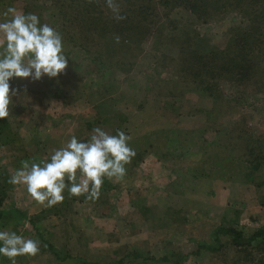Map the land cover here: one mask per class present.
Listing matches in <instances>:
<instances>
[{"label": "rangeland", "instance_id": "1", "mask_svg": "<svg viewBox=\"0 0 264 264\" xmlns=\"http://www.w3.org/2000/svg\"><path fill=\"white\" fill-rule=\"evenodd\" d=\"M49 5L47 0H0V22L11 18L5 15L11 7L34 13L41 23L56 28L59 21ZM171 16L180 26L191 25L199 33L194 47L207 52L231 48L245 24L242 15L230 10L205 24L187 22L189 15L181 8ZM107 40L112 53L114 44ZM152 42L153 37L141 41L142 52L132 50V66L112 79L81 49L64 43L69 61L64 74L10 81L16 95L9 116L0 119V188L7 191L0 209L13 207L25 213L43 239L27 219L14 212L0 213V229L39 241L38 255L19 256L17 264H119L114 261L131 249L154 257L183 255L179 264H264V240L238 246L230 235L219 240L215 236L219 226H234L246 237L264 225V182L256 186L244 176L245 158L258 156L255 182L264 180V48L248 51L252 70L203 75L205 90L181 83ZM165 52L170 56L173 50L167 47ZM107 80L110 91L101 87ZM169 88L171 96L166 95ZM99 110L105 113V122H97ZM97 126L111 134L120 129L130 135L136 152L130 163L137 159L132 169L126 165L122 180L105 179L99 199L71 197L65 191L62 203L45 208L24 186L8 182L21 161L47 159L71 135L86 140ZM3 136L14 142L5 144ZM136 204L145 216L159 214L161 225L145 220ZM47 243L73 258L57 261ZM0 261L10 264L6 258Z\"/></svg>", "mask_w": 264, "mask_h": 264}, {"label": "trees", "instance_id": "2", "mask_svg": "<svg viewBox=\"0 0 264 264\" xmlns=\"http://www.w3.org/2000/svg\"><path fill=\"white\" fill-rule=\"evenodd\" d=\"M47 1L50 2L48 8L56 15V20L59 21L56 29L62 34L65 45L71 44V46L81 49L91 62L97 63L100 69L107 70L108 79H112L111 77L116 73L126 72L132 66V63H134L132 60L135 57L132 50L139 49L141 41L146 37H153L152 46L157 50H162L160 60L162 63L169 64L171 62L170 64L175 68V73L181 83L185 85L198 84L199 87H203L205 90L208 87L207 81L202 78L203 75L207 76L211 72L221 73L224 70L228 75L234 70L236 72H239V69L241 71L242 69L244 71L252 70L255 67L254 64L251 65L250 63L251 67L249 68L248 51H251L252 54L258 46L264 48V0H116L119 14L124 17L123 20L114 18L112 11L107 8L104 0ZM178 8L188 13L189 17L186 21L190 23L205 24L210 20L221 17L223 12L230 10L237 11L239 15H242L245 24L237 32L239 34H235L237 36H235L236 39L231 48L211 50L210 52L201 51L194 47L199 33L191 25V27L189 25L180 26L179 22L171 16L173 11ZM117 37L119 42H117ZM107 39H111V44H114L113 48L115 50L113 49L114 52L112 53L107 51V44H110L107 43ZM167 47L173 50L170 56L166 52L164 54ZM138 51L142 52V49ZM102 74H105V72ZM101 87L105 91H110L112 88L110 80L102 83ZM166 93L167 96H171L173 91L169 88ZM102 104L99 103V106ZM167 104L170 105V103ZM97 112L101 115L97 116V122H105L106 117L102 116L105 113L102 110ZM86 125L89 127L92 124L86 122ZM1 135L3 133L0 128ZM3 137L5 138L2 142L5 144L10 141L14 142L8 136ZM257 157H250L249 155V158L248 156L245 158L244 170L246 173L244 176L246 175L245 181L261 186L264 182L263 179L255 182V173L260 169ZM136 160L134 159L132 163L127 165L129 166L128 170L137 164ZM5 180H7L6 176ZM0 187L2 186L0 185ZM0 189V208H2L7 191L4 187ZM134 206L141 211L145 220L149 221L151 225L153 223L158 226L161 225L162 220H160L159 214L152 212L145 216L143 207L137 204ZM0 210V213L14 212L21 219H27L25 213L16 208L8 207ZM27 220L33 226L37 236L43 241L34 220ZM221 235H230L231 243L238 246L254 245L264 240V225L254 229L246 237L243 236L241 230L236 229L234 226H219L215 231L216 239L219 240ZM46 246L57 261L73 258L68 252H60L49 243ZM204 248L208 251H216V248L208 246ZM181 257L183 255L173 259L172 255L168 253L154 257L148 253L131 249L114 263L120 264L123 260H127L128 264H133L135 260H143L179 264ZM85 263L90 264L87 261Z\"/></svg>", "mask_w": 264, "mask_h": 264}, {"label": "clouds", "instance_id": "3", "mask_svg": "<svg viewBox=\"0 0 264 264\" xmlns=\"http://www.w3.org/2000/svg\"><path fill=\"white\" fill-rule=\"evenodd\" d=\"M104 3L116 20L124 19L116 0ZM5 15L11 18L0 22V119L10 114L16 95L14 88L10 90L13 78H56L65 73L69 62L62 34L55 27L41 23L34 13L25 14L11 7ZM131 139L120 129L111 134L99 126L86 140L73 134L66 144L48 153L47 159L21 161L8 182L24 186L31 199L45 208L62 203L65 191L71 197L95 201L105 179L119 181L125 177L126 165L136 156ZM39 252L38 240L0 229V258L10 264H17L19 256L35 257Z\"/></svg>", "mask_w": 264, "mask_h": 264}]
</instances>
